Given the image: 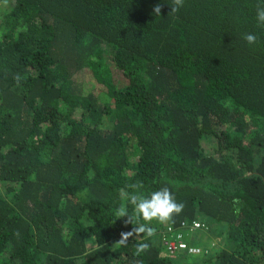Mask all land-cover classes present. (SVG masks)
<instances>
[{
  "label": "trees",
  "instance_id": "obj_1",
  "mask_svg": "<svg viewBox=\"0 0 264 264\" xmlns=\"http://www.w3.org/2000/svg\"><path fill=\"white\" fill-rule=\"evenodd\" d=\"M258 4L0 0V264H264ZM163 187L164 223L121 195Z\"/></svg>",
  "mask_w": 264,
  "mask_h": 264
},
{
  "label": "clouds",
  "instance_id": "obj_2",
  "mask_svg": "<svg viewBox=\"0 0 264 264\" xmlns=\"http://www.w3.org/2000/svg\"><path fill=\"white\" fill-rule=\"evenodd\" d=\"M174 2L177 8L182 5V0H174ZM155 11L159 12L160 10L159 8H156ZM256 20L259 25H264V0H259L258 7L256 9ZM243 38L249 45L256 43L258 39L256 35L251 33L246 34ZM121 195L126 196L130 200V203L135 206L136 218L138 220L142 218L147 222L157 220L160 223H164L169 221L173 214H178L183 209V205L175 201L173 194L167 187L152 191L143 198H138L136 195L128 196L127 193L123 192ZM122 216L127 215L122 214ZM127 217L130 222L131 217ZM153 232V228L140 224L133 231L122 233L120 243H126L127 237L134 235L135 233H146L148 236H151ZM147 247L148 245L145 243L137 245L138 250H143Z\"/></svg>",
  "mask_w": 264,
  "mask_h": 264
},
{
  "label": "built area",
  "instance_id": "obj_3",
  "mask_svg": "<svg viewBox=\"0 0 264 264\" xmlns=\"http://www.w3.org/2000/svg\"><path fill=\"white\" fill-rule=\"evenodd\" d=\"M201 226L200 224L198 223H195L192 227H191V232H195V231H198V230H201ZM173 230H169L168 233H172ZM175 243H165V245H167V249L168 251L173 255V254H176L177 252H180V253H185L187 255H190V256H197V255H200L201 254V251L199 249H196L194 247H190V246H187V244H185L183 241H182V236H178L176 240H174ZM167 242V241H166Z\"/></svg>",
  "mask_w": 264,
  "mask_h": 264
},
{
  "label": "rangeland",
  "instance_id": "obj_4",
  "mask_svg": "<svg viewBox=\"0 0 264 264\" xmlns=\"http://www.w3.org/2000/svg\"><path fill=\"white\" fill-rule=\"evenodd\" d=\"M197 233L198 232H196V231L195 232H187V234H184V236L182 238V241L185 243L186 240H188L189 244H187V246H194L198 242V236L196 237ZM190 234H192V235H190ZM164 237H165L164 245H165L166 241H169V242L173 243L172 241L175 240L174 237H170V236L168 237L166 235ZM170 255L173 256V257H178L179 256V258H180L181 256H184V255H187V254L177 252L176 254H173V255L170 253ZM183 264H187V261H184Z\"/></svg>",
  "mask_w": 264,
  "mask_h": 264
}]
</instances>
